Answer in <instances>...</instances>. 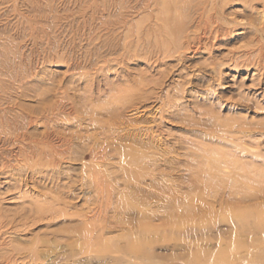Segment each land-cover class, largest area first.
Listing matches in <instances>:
<instances>
[{
    "label": "rangeland",
    "instance_id": "1",
    "mask_svg": "<svg viewBox=\"0 0 264 264\" xmlns=\"http://www.w3.org/2000/svg\"><path fill=\"white\" fill-rule=\"evenodd\" d=\"M168 2L169 0H0V264H264V227L256 228L258 219L264 218V85L261 84V75L255 67L235 66L231 62L234 58L245 55L247 35L259 29L258 35L264 40V7L260 4L256 5L252 16L255 24L249 28L245 21L250 13L243 4L237 1L228 3L224 7V17L230 24L225 25L227 29L218 39L220 42L201 49L194 59L186 62V66L191 71L197 70L196 74L199 75H209V68L213 64L221 69L223 80L220 86H215L214 89L211 87L214 96L210 98L211 105L215 106L214 110L211 108L214 115L212 117L217 122L209 115L200 117L190 110L184 112L189 117L186 123L166 122L162 125L166 134L155 138L157 145L154 144L156 147L152 151L156 154L152 158L153 154H150L141 165H134L135 167L119 156L127 147H134L130 145L133 143L130 141L108 142L107 156L102 162L92 159L89 152V149H94V144L100 148L105 146L98 140L96 130L111 135L112 132L119 131L122 134L138 133L152 127L150 121L155 117L160 102L157 105L148 104L147 107L153 106L151 109L145 107L150 111L144 107L134 110L132 102L128 103L129 97L120 91L125 84L126 87L129 85L127 89L124 88L128 91L142 75L146 79H163V74L172 62H168L166 67L154 58L149 61L143 56L146 50L143 51L142 48L139 49L138 57H133V46V51L130 49L127 55L123 42L128 45L131 41L132 45L135 42L132 35L137 24L147 16L160 14L166 9ZM146 23L143 22L145 27ZM128 33H131L129 37ZM123 56L126 58H122ZM205 75L207 80L208 76ZM172 79L164 78L161 88L164 87L163 92L170 89L169 96L174 91L178 92L177 86L173 87L176 82H172ZM187 89L196 96H201L207 90V83L197 86L195 83L194 87L187 86ZM159 90L155 87L152 93L156 92L155 96L159 93V98L165 99L163 92L160 93ZM119 95L124 97L123 103L127 104L118 105L122 103ZM108 99H115L120 103L117 101L115 106V100L113 103L108 102ZM217 99L220 105L217 104ZM199 104L211 106L202 101ZM117 106L119 108L116 109ZM71 107L76 114L70 112ZM44 108L54 110L55 113L63 110V118L60 116L54 121L47 120L45 113V118L31 123L30 118L35 119ZM99 108L105 113L101 110L98 112ZM74 116L81 120L79 125ZM98 123L100 124L97 125ZM46 124L56 131L64 132L68 138L73 134L69 153L74 158L72 156L70 159L60 160L62 162L58 161V169L55 167L47 172L52 177H61L57 183L63 188L69 180L72 184V204L69 208L62 209L64 212L57 214L40 212V208L46 206L44 203H48L43 195L49 196L48 190L56 188V182H44L41 178L44 173L31 179L25 162L21 161L22 158L16 152L20 146L25 147L31 141L41 142ZM151 130L156 131V128L152 127ZM211 132L216 136L213 140H205L202 136L194 139L198 134ZM24 133L27 136L25 145L21 143L22 139L20 143L13 142L15 135ZM10 137L14 138L10 140ZM189 137V141L202 143L208 150L211 148L213 152H208L210 156L231 163L233 174L226 179L220 178L219 183L232 186L245 182L248 187L246 201H240V196L230 193L225 187L223 190L221 187L214 189V192L207 190V181L201 182V179L192 176L194 164L182 156L185 151L176 149L172 153L168 152L171 148L166 149L157 140L161 138L169 142H180L179 140H188ZM137 138L140 140L144 136L138 135ZM152 159L155 162L152 163ZM148 160L152 161L147 163ZM49 161L44 160L42 164L47 165ZM138 166H142V169H137ZM135 168L139 171L135 172ZM143 168L145 172L153 174L143 172ZM90 171L105 172L103 179L107 182L106 188L112 191L109 192L111 207H105L107 212L96 206L98 198L92 188L88 184L82 186L93 174ZM143 173L147 178L143 177ZM138 174H142V177ZM132 175L137 178L131 177ZM138 177L142 179L138 180ZM211 193L217 198L211 196ZM168 195L171 199H168ZM197 196L202 197L205 202H198ZM165 197L167 199L164 202ZM182 198L189 202L180 201ZM167 200L171 202L168 205ZM174 201L175 204L178 201L182 203L175 205L172 204ZM124 206V209L127 207L126 210H123ZM82 208L85 211L92 209V213L105 211L103 215L106 216L103 217H106L108 229L106 228L103 239L108 241L112 252H101V248L93 243L91 253L88 254L91 257L80 253L79 245L82 247V242L76 240L75 234L73 236L71 232L82 227L80 223L77 224L82 219L78 216ZM75 216L79 218L76 219ZM147 226L151 229H146ZM148 230L150 232H146ZM131 237L145 239L138 251L134 247L127 248V241ZM234 241L239 245L237 248L232 245ZM32 253H38L39 259L34 260Z\"/></svg>",
    "mask_w": 264,
    "mask_h": 264
},
{
    "label": "bare ground",
    "instance_id": "2",
    "mask_svg": "<svg viewBox=\"0 0 264 264\" xmlns=\"http://www.w3.org/2000/svg\"><path fill=\"white\" fill-rule=\"evenodd\" d=\"M235 1L242 3L243 6L245 7V9L248 10V12L250 13V16L245 21L246 26H249V28H250V26H253L255 24V20H253L252 16L255 14L256 5L260 4L262 7H264V0H169L168 4L166 6V9L163 8L164 11H162L157 16H149V17L147 16L146 19L144 18V16L141 17L142 19L144 18V21H141L140 23L137 24L135 31H133V33L134 32L135 33L132 35L135 38V42L133 41L134 39H132V41H133L132 45H131V41H130V44L128 42V45L127 44L125 45V43L123 42V46H125L124 47L125 54L129 55L128 53H130L129 51H130V49H132L131 46H133V48H135L134 52H133L134 53L133 57H138V52L140 51L139 49L142 48L143 51H144V49L146 50L145 51L146 53L144 52L143 56L146 57L149 61H152V58H154L158 62L163 63V65L166 67L168 66L167 65L168 62H172V64H169L170 67H167L166 73L163 74V76H164L163 79L166 77H170V78L172 77L173 78L172 82H176V85L173 84L174 85L173 87L177 86L176 89H178V92L174 91L173 94L172 95L170 94L171 96H169L168 91L170 89H168V90L166 89V92H163L164 87H163V89H161L162 83H163L162 78H161L162 81H160L161 80L160 78H159L160 80H158L157 78H155L156 80H152L150 78H148V79L144 78L143 75H142V77H139V79H136L134 84L132 82V84L134 86L131 85V87H130L131 90L129 89L130 91L129 90L125 91V89H124V88L127 89V87L129 85H127V87L125 86L126 84L124 85L125 87L124 86L122 87V85H121L122 90L120 91V93H123V94L125 93V96L127 95V97H129V99L131 98V101H130L126 97V99H128V101H129L128 103L132 102L131 107L135 108L134 110H136L138 108H143V107L151 109V108H153V106L147 107L148 104L154 103L155 105H157V103L160 102L159 103L160 105L157 106L155 117H153L152 121H150L152 127L156 128V131H152L151 130L152 127L151 128L149 127L146 130H144V129H142L141 131L138 130L139 131L138 133L126 132V133L122 134V133H120V131H119V133H115V132L113 133L111 130L109 131V129H108L109 132H112V134L110 135L109 133L97 131L96 130L97 128H96L95 129L97 132L96 136H99L98 140H100L101 143L105 146H102L100 148L96 144H94V149H89V152H91V155H92V159H94V160L98 159L100 162H102L107 156V151H106L107 143L111 142V140L112 141L113 140H115V141L116 140H121V141L124 140L127 142H129V141L133 142V143H130V142L129 143H130V145H134V147H127V145H126L127 148L123 152H120V149L117 148L118 152H120V154H121L120 155L118 153L120 158L122 157L121 159L128 162L129 165L132 164L131 166H134V165L137 166L139 164L141 165V163L144 161V159L147 156H150V154L151 155L153 154V156H151V158H152L156 154V153L154 154V152L152 151V149L156 147V146H154V144L157 145L156 144L157 142L155 143V140H156L155 138L157 136L163 137L164 134H166L165 130H163V128H162V125H164L166 122H172V123L174 122V123H180V124L186 123V121H187L186 119H189V117L187 115H185L184 112H188L189 110H190V112L192 111L195 113V115H198L200 117L206 116V115L207 116L209 115L211 117L214 116V115H212L213 114L212 111L215 109L214 108L215 106L211 105L212 103H210L211 96H214V95H212L211 87H212V89H214L215 86H220L221 81L223 80L222 74H221V69L219 68L218 65H215V64L211 65V67L209 68V75L204 74L205 76H208L207 80H205L204 75H201V73H200V75L196 74L197 70L191 71L189 69V67L186 66V62L188 60L194 59L195 54H199L201 49H204V48H206L212 44L214 45L215 42L216 43L220 42V40H218V39L220 38V36H222L226 32L227 28L225 27V25H227L229 23V20L224 17V12H225L224 7L228 3H232ZM143 22L144 23L147 22L146 23L147 27H145V24L143 25ZM259 22H260V20H259ZM245 24H243L242 27H244ZM236 25L239 26L241 24H236ZM259 33H260V30L258 29V30H255V32H252L250 35H247L248 36L247 37L248 44H247V49H246L245 55L243 54L244 55L243 57L239 56V58H236V59L234 58L235 57L234 56L233 57L234 60H232V61L230 60V61L233 64H235V66L240 65L241 67L244 66L245 68H247L249 66L255 67V69H257L261 75L260 82L262 85H264V40L260 39V37L258 35ZM130 34L128 35V37L130 36ZM125 39H128V38H125ZM125 39H124V41H125ZM128 40H130V39H128ZM122 51H123V49H122ZM132 51H133V49H132ZM190 53H192L193 55H191ZM243 53H244V51H243ZM239 55H241V54H239ZM139 57H141V56H139ZM122 58H126V57L123 56ZM164 60H166V61L163 62ZM158 74H160V73H158ZM161 74H162V72H161ZM174 79H177V80H174ZM124 82L126 83V81H124ZM204 82L207 83V90L205 89L206 91L204 92V95L202 94L200 96L197 93L199 96H196L195 94H193L191 92V90L187 89V86L191 87V85H192V87H194L195 83L197 86V84H202ZM119 87H120V85H119ZM155 87H158L160 89L159 90L160 93L163 92L165 99L159 98V97H161V96H159V93L157 94V96H155L156 92H155V94L152 93V89H154ZM113 89H116V88L114 87ZM126 92H129V93L126 94ZM179 92H181V93L179 94ZM115 93H118V92L116 91ZM116 95H118V94H116ZM119 96H118V98H120V101L123 103L124 97L123 96L119 97ZM121 97L123 98V100H121L122 99ZM115 99H117V98L115 97ZM114 100L110 101V99H108V102L109 101L113 102V103L116 102V104H115V106H116L118 100H115V102H114ZM120 101H118V102L120 103ZM201 101L205 102V104H210L211 106H207V105L203 106V104H199V102H201ZM122 103L118 104V105L122 106L124 104H127V103H123V104ZM106 104H107V102L105 103V105ZM133 104H137V105L134 106ZM217 104L218 105L221 104L218 99H217ZM110 106H112V105L110 104ZM119 106H117L116 109L119 108ZM103 107H105V106H103ZM125 107H123V108L125 109ZM105 108H104V110L109 112V110L105 109ZM146 108H145V110H147ZM50 110L51 109L44 108L43 111L41 113H39V116H37L35 119L32 120V118H30L31 123L35 122L38 119L42 120L43 117L45 118V115H44L45 113L47 114L46 115L47 120L52 119L54 121V119L56 120L60 116L63 118V114H64L62 112L63 110L59 111L57 113L53 112L54 110L53 111H50ZM100 110L103 111V109H101V108H99V110H97V111L99 112ZM70 112H72V114H73V112L76 114L75 109L73 107L70 108ZM95 114H96V111H95ZM89 115H91V112H89ZM67 116H70V115L67 114ZM78 116H80V115H78ZM78 116H74V117H76L75 121L77 119V121H76L77 125H79V123L81 122V120L79 119ZM83 117H84V115H83ZM91 118H93V115ZM207 119H209V118H207ZM212 119H213V117H212ZM214 119H216V118H214ZM213 120H211V121H213ZM92 121H90V122H92ZM214 121L217 122V119ZM99 124L100 123H98L97 125H99ZM147 124H149V123H147ZM95 125H96V123H95ZM115 127H116V125H115ZM78 128H79V126H78ZM78 128L76 130H78ZM100 129H101V127H100ZM86 130H88V129H86ZM103 131H106V130H103ZM155 132L156 133L158 132V133L156 134ZM189 132H192V131H189ZM138 135L142 136V137L144 136V138L139 140L137 138ZM188 135H190V134H188ZM66 136L67 135L64 132L56 131V129L54 127L46 124L45 125V131L42 133L41 142H39V141L38 142H32L31 141L32 143L31 142L27 143L25 147L20 146L18 151H16V152H18L17 155H19V157L22 158L21 161L23 160L25 162V164H26L25 166L27 167V170H29V173H31V179L34 180L35 175L41 176V174L44 173V175H42V177H41L44 182L47 181L48 183H52V184H54L56 182L55 183L56 188H53L54 190L53 189L48 190L49 196L43 195L44 200H46V199L48 200V203H44V204H46V206L45 207L42 206L40 208V209H42V210H40V212L43 211V213H51V214H57V212L62 213V212H64V211H62V209L65 210V209L69 208V206L72 204V203H70L71 198H73V195H72L73 190L71 191V189H72L71 181L69 180L67 184H64L65 186L63 188L62 185L60 186L59 183H57V181H59V178H61V177H59V176L58 177L57 176L52 177L51 176L52 174L51 175L47 174L49 169L53 170V169H55L56 166H58V161L67 160V159H70V157L72 158L73 155L70 154L69 151H71L70 145L73 144L71 142L73 134L69 138ZM96 136L95 137L93 136V137L97 139ZM201 136H202V138L204 137V139L205 138H209V139L211 138L212 140H213V138L216 137V136L212 135V132H211V133H207V134H205V133L204 134L203 133L198 134V135L194 136V139H195V137H197L199 139V137H201ZM25 137H27L25 135V133L24 134H17V135H15V139L13 140V142L14 143L15 142L20 143V140L22 139L21 143H23L25 145L24 142L27 140V139H25ZM86 137H88V136H86ZM13 138L10 137L9 139L12 140ZM73 139H75V135H74ZM78 139H80V138H78ZM88 139H92V138L88 137ZM189 139H190V137L188 138V140H182L181 139V140H179L180 142H178V141L177 142L176 141L169 142V141H167V139L161 140V138L160 139L158 138L157 140H159V143H161V146H165L166 149L171 148L168 152L172 153L173 150L180 149L182 151V149H183L185 152L183 153V155L182 154H180V155H182L185 158L190 159V161L194 164V167L191 169L192 176L195 175L196 178L201 179V182H204L203 180L207 181V183L205 182L206 187H209L208 189L206 188L207 190L210 189L211 192H214V189H218L220 187L222 189L223 187H225V190L227 189V190H229L230 193L237 194L238 196H240V198H239L240 201H243V200L246 201L248 198L247 197L248 196V193H247L248 187L245 184V182H240V183H237V185L234 184L232 186H225V185H223V184L221 185V183H219L220 178L226 179L233 174L232 171L234 168H233V166H231V163H227L228 161L225 162L226 160L223 161L219 157L215 158V157L210 156L208 154V152L212 151V150H210L211 148L208 150L205 148L204 144L201 145L202 143L199 144V143H197V141L194 143L193 141H189ZM191 140H193V137ZM200 140H202V139H200ZM55 143L60 144V145L54 146ZM32 144H34V145H32ZM45 145L47 146V148H44ZM90 148H91V146H90ZM121 148L123 149V147H121ZM178 153H179V151H178ZM116 154H117V152H116ZM158 154H159V152H158ZM160 154H163V153L160 152ZM164 155L165 154H163V156ZM177 155H179V154H177ZM119 156H118V159H119ZM158 156L160 157V155H158ZM73 158H74V156H73ZM47 159L50 160L49 163L47 165H43L42 162L44 160H47ZM154 159H156V158H154ZM161 159H163V157ZM73 160L74 159H72V161ZM152 160H150V162ZM62 161H60V162H62ZM67 162H69V160ZM126 162H124V163H126ZM150 162L148 160L147 163H150ZM153 162H155V161L153 160L152 163ZM161 162H163V161H161ZM147 163H144V164L147 165ZM128 164L126 166H128ZM205 164H208L207 167H205ZM39 166L41 168H38ZM156 166H154V167L156 168ZM124 167L122 166L123 169H126ZM141 167H139L137 169H142ZM97 169L98 168H96V170ZM147 169L148 168H146V170ZM56 170H55V172H56ZM146 170L143 168V172H145ZM93 171H90V172L92 173ZM138 171L139 170H137L135 172H138ZM50 172H51V170H50ZM151 172H152V170H151ZM104 173H103V171H101V172L95 171V172H93V174H91L90 177H88V180H86L85 183H82V186L88 184V186L90 188H92V190L96 193L97 198H98V202H97L98 205H96V206L99 207V209L104 208L103 210H105L108 205L110 206V200H111L110 199L111 194H109V192L111 190L109 189V191H108V188H106L107 182H105V180L103 179ZM145 173H147V172H145ZM147 174H149V173H147ZM151 174H153V173H151ZM151 174H149V175H151ZM154 174H155V172H154ZM156 174H157V172H156ZM138 175H140V174H138ZM143 175H144V173H143ZM145 175L143 177L147 178V175L146 176ZM135 176L132 175L131 177L134 178ZM140 176L142 177V174ZM135 178H137V177H135ZM196 178H194V179H196ZM243 178H244V176H243ZM141 179L139 178L138 180H141ZM149 180L152 182L151 178ZM35 182H36V180L34 181V183ZM134 182H136L135 179H134ZM80 184H81V182H80ZM134 185H135V183H134ZM60 187H62L63 189H66V191L65 190L63 191V189H60ZM212 189H213V191H212ZM146 192H147V190H146ZM166 192H167V190H165V193ZM162 193H164V191H162ZM212 194L213 193H211V196H216V195H214V194L212 195ZM169 195H172V194H169ZM169 195H168V197H169ZM207 195H209V194H207ZM200 196H202V195H200ZM200 196L199 197L197 196V197L201 198V199L197 198V200H198V202L201 203L202 201H199V200H203V198ZM203 196H204V194H203ZM170 197L168 199H171ZM190 198H189V200H190ZM216 198H217V196H216ZM166 199L167 198L165 197L164 202ZM118 200H120V199L118 198ZM118 200H117V202H118ZM182 200L185 201L186 199L184 200L182 198L180 201H182ZM187 200L185 203L189 202ZM170 201H172V200H170ZM175 201L172 202V204L173 203L175 204ZM180 201H178L177 203L181 204L182 202L180 203ZM216 201H218V200H216ZM166 202H167L166 204L168 205L169 200H167ZM203 202H205V201L203 200ZM118 203H120V201ZM118 203L116 206H118ZM126 203H128V202H126ZM129 203L132 204L134 202H129ZM128 204H127V206H128ZM125 206H126V204H125ZM125 206L123 207V210L127 209V207H126V209H124ZM119 207H120V205H119ZM114 208H115V206H114ZM83 209L84 208H82V211L80 209H78V211L80 210V212L78 213L79 214L78 216L82 219H81V222L77 223V224L80 223L79 225H81L82 227L81 226H80L81 228L77 227L78 230L76 229L77 230L76 232H74L75 230H73L74 233L71 232V234L73 236L75 234V237L77 238L76 240H81V242H82V247H81V245H79L80 249H81L80 253L82 255H85V256L87 255V257H91V256H88V254L91 253L90 248H92L91 245L93 243L95 246L97 245V248L98 247L101 248V250H100L101 252L111 251V248L108 247V241L106 239H103V236L106 233L105 230H106V228L108 229V227H107L108 225H106L107 220L105 221L106 217L105 218L103 217V216H106V215H103V213L107 209L103 212L99 211L96 213L95 212L92 213L91 212L92 209H91V211H89V210L85 211L86 209H84V210ZM128 211H130V210L128 209ZM77 212L75 213L76 215H77ZM72 217H73V214H72ZM79 217L75 216L76 219ZM71 218H69V219H71ZM77 221H80V220L78 219ZM257 223H258V226L256 228L263 229L262 227H264V218L260 217L258 219ZM77 224H75V227L77 226ZM148 228H149V226L146 227V229H148ZM146 229H144V230H146ZM149 229H151V228H149ZM146 232H150V231L148 230ZM67 235L69 236L70 233H68ZM75 237H73V238H75ZM131 238L127 241V248L132 247L131 249H133V247H134L137 250L139 247L144 245L143 244V241L145 242L144 238L143 239L142 238L141 239L140 238L135 239L133 237H131ZM78 242H79L78 244H80V241H78ZM75 245L77 246V243ZM232 245L234 248H237L239 246L235 241L233 242ZM95 246H94V248H95ZM131 249H130V252H131ZM133 251H135V250H133ZM137 251H136V253H137ZM35 253H32L31 255L34 258V260H38L39 259L38 253L37 254H35ZM94 253H96V252H94ZM102 257H100V258H102ZM97 258H99V257H97ZM145 258H143V259H145ZM95 259H96V257H95ZM85 260H86V258H85Z\"/></svg>",
    "mask_w": 264,
    "mask_h": 264
}]
</instances>
